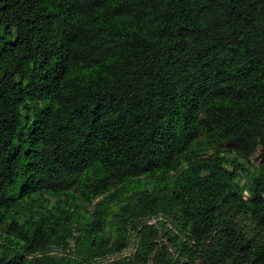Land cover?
Masks as SVG:
<instances>
[{"label": "trees", "instance_id": "1", "mask_svg": "<svg viewBox=\"0 0 264 264\" xmlns=\"http://www.w3.org/2000/svg\"><path fill=\"white\" fill-rule=\"evenodd\" d=\"M0 264H264V0H0Z\"/></svg>", "mask_w": 264, "mask_h": 264}, {"label": "rangeland", "instance_id": "2", "mask_svg": "<svg viewBox=\"0 0 264 264\" xmlns=\"http://www.w3.org/2000/svg\"><path fill=\"white\" fill-rule=\"evenodd\" d=\"M257 152H258V149H256L255 153L249 158V163L247 164V166H249L250 170H255L258 167V165H259L258 159L255 157ZM239 183H240L239 185H243V186L246 187L247 184H248V180H247V178L245 176H242V179L239 181ZM82 208L87 209V213L85 215H88L91 212V207L90 206H82ZM149 222L154 223L155 220L153 218H151L149 220ZM71 243L72 242L70 241V245H71ZM131 251H132L131 247H128L123 252L108 256V257L100 260V262H104V261L112 260V259H115V258H119V257L124 256V255H128L129 253H131Z\"/></svg>", "mask_w": 264, "mask_h": 264}]
</instances>
